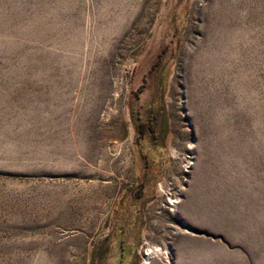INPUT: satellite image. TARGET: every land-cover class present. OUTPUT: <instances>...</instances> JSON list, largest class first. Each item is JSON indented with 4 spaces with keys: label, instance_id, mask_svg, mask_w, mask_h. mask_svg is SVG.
<instances>
[{
    "label": "rangeland",
    "instance_id": "1",
    "mask_svg": "<svg viewBox=\"0 0 264 264\" xmlns=\"http://www.w3.org/2000/svg\"><path fill=\"white\" fill-rule=\"evenodd\" d=\"M0 264H264V0H0Z\"/></svg>",
    "mask_w": 264,
    "mask_h": 264
},
{
    "label": "trees",
    "instance_id": "2",
    "mask_svg": "<svg viewBox=\"0 0 264 264\" xmlns=\"http://www.w3.org/2000/svg\"><path fill=\"white\" fill-rule=\"evenodd\" d=\"M157 61H158V58L151 63L150 68H152L157 63ZM149 127L152 129V125L149 126L148 122L141 120V119L138 120L137 128H138L139 133H141L144 130V128H149ZM140 191H141V188H137L136 196L140 195L139 194Z\"/></svg>",
    "mask_w": 264,
    "mask_h": 264
},
{
    "label": "flooded vegetation",
    "instance_id": "3",
    "mask_svg": "<svg viewBox=\"0 0 264 264\" xmlns=\"http://www.w3.org/2000/svg\"><path fill=\"white\" fill-rule=\"evenodd\" d=\"M144 121L148 122L149 123V126L152 125V127H153V122L151 121L150 118H148L147 120H144ZM148 129H151V128L149 127Z\"/></svg>",
    "mask_w": 264,
    "mask_h": 264
},
{
    "label": "bare ground",
    "instance_id": "4",
    "mask_svg": "<svg viewBox=\"0 0 264 264\" xmlns=\"http://www.w3.org/2000/svg\"><path fill=\"white\" fill-rule=\"evenodd\" d=\"M145 255H146V258H147V257H148V249H147V251H146ZM146 261H147V260H146Z\"/></svg>",
    "mask_w": 264,
    "mask_h": 264
}]
</instances>
